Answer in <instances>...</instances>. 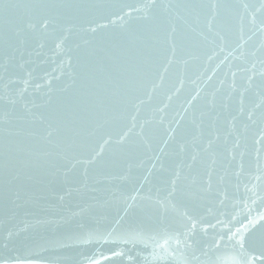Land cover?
I'll return each mask as SVG.
<instances>
[{
  "label": "water",
  "instance_id": "water-1",
  "mask_svg": "<svg viewBox=\"0 0 264 264\" xmlns=\"http://www.w3.org/2000/svg\"><path fill=\"white\" fill-rule=\"evenodd\" d=\"M261 19L0 0V264H264Z\"/></svg>",
  "mask_w": 264,
  "mask_h": 264
},
{
  "label": "snow or ice",
  "instance_id": "snow-or-ice-1",
  "mask_svg": "<svg viewBox=\"0 0 264 264\" xmlns=\"http://www.w3.org/2000/svg\"><path fill=\"white\" fill-rule=\"evenodd\" d=\"M252 21H253V23L255 22V17L252 18ZM260 23H261L262 25H264V19H261ZM128 242H131V241H128ZM177 242L179 243V241H177ZM242 246H243V245H241V247H242Z\"/></svg>",
  "mask_w": 264,
  "mask_h": 264
}]
</instances>
